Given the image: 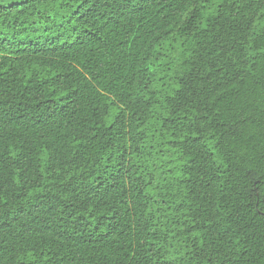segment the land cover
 I'll return each instance as SVG.
<instances>
[{
	"label": "trees",
	"instance_id": "1",
	"mask_svg": "<svg viewBox=\"0 0 264 264\" xmlns=\"http://www.w3.org/2000/svg\"><path fill=\"white\" fill-rule=\"evenodd\" d=\"M0 264H264V0H0Z\"/></svg>",
	"mask_w": 264,
	"mask_h": 264
},
{
	"label": "rangeland",
	"instance_id": "2",
	"mask_svg": "<svg viewBox=\"0 0 264 264\" xmlns=\"http://www.w3.org/2000/svg\"><path fill=\"white\" fill-rule=\"evenodd\" d=\"M16 1H20V0H16Z\"/></svg>",
	"mask_w": 264,
	"mask_h": 264
}]
</instances>
